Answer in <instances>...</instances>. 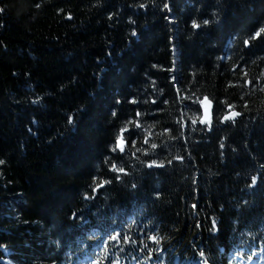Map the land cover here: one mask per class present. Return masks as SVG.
<instances>
[{
	"label": "trees",
	"instance_id": "obj_1",
	"mask_svg": "<svg viewBox=\"0 0 264 264\" xmlns=\"http://www.w3.org/2000/svg\"><path fill=\"white\" fill-rule=\"evenodd\" d=\"M0 9V264H258L264 0Z\"/></svg>",
	"mask_w": 264,
	"mask_h": 264
},
{
	"label": "snow or ice",
	"instance_id": "obj_2",
	"mask_svg": "<svg viewBox=\"0 0 264 264\" xmlns=\"http://www.w3.org/2000/svg\"><path fill=\"white\" fill-rule=\"evenodd\" d=\"M0 11H3V9H0ZM208 23H209L208 20L203 21V24H205V25H207ZM192 26H193L194 28H200V27H201V24L197 23L196 21H193ZM262 34H264V27L259 28V30L255 32V34H254V36H253V39L260 37ZM246 43H247V42H246ZM199 102H200L201 104H203V105L206 106V112H207V107L211 105V101H209L208 98L205 97L203 100H201V101H199ZM232 107H233L232 105H229V108H232ZM113 114H115V113H113ZM137 115H139V113H137ZM239 115H240L239 112L232 111V112H230L228 115H226V116L224 117V120H225V121H228V120H230V119L234 120L235 117H237V116H239ZM206 120H207V115L205 116V119L202 120L201 122L203 123V122H205ZM69 122L71 123V119H70ZM195 122H196L195 120L192 121V123H195ZM136 127H140V125H139L138 122H137V124H136ZM126 131H128L127 128H122V129L120 130V134H119V136L117 137V140H116V145L112 148V151H113V152H115V151H117V150H119L120 152H123V151H124V146H125L124 132H126ZM145 142H147V141H145ZM152 147L155 148L156 145L153 144ZM0 163H3V162L0 161ZM153 164H155V162H153ZM151 166H152V165H149V167H151ZM161 166H162V165H161ZM112 170H113V171H116V172H121V173L124 172V169H123V168H117V167L115 166V164L112 165ZM104 183H108V182H107V181L102 182L100 185H97V187H98V188H99V187H103ZM252 183H253V184L256 183V178H255V177L252 178ZM86 198H87V197H86ZM119 235H120L119 233H116V235H114V236H110L109 239H111V240H118V239H119ZM150 239H152V240H154V241H156V242L158 243L157 237L152 236V237H150ZM104 253H105V255L107 254V248L104 249ZM201 255H203V252H201ZM95 264H101V261H100V260H97V261L95 262ZM115 264H119V260H117V261L115 262Z\"/></svg>",
	"mask_w": 264,
	"mask_h": 264
},
{
	"label": "water",
	"instance_id": "obj_3",
	"mask_svg": "<svg viewBox=\"0 0 264 264\" xmlns=\"http://www.w3.org/2000/svg\"><path fill=\"white\" fill-rule=\"evenodd\" d=\"M203 109H204V115H203V120L205 119V116L207 115V120L206 121H209L212 117V111H213V105L211 103L210 106L207 107V112H206V106L203 105Z\"/></svg>",
	"mask_w": 264,
	"mask_h": 264
},
{
	"label": "rangeland",
	"instance_id": "obj_4",
	"mask_svg": "<svg viewBox=\"0 0 264 264\" xmlns=\"http://www.w3.org/2000/svg\"><path fill=\"white\" fill-rule=\"evenodd\" d=\"M7 264H12L11 262H7Z\"/></svg>",
	"mask_w": 264,
	"mask_h": 264
}]
</instances>
